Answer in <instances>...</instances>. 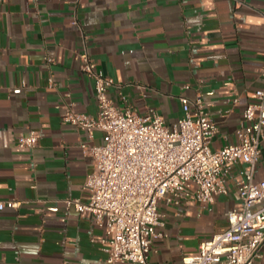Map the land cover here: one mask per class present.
Listing matches in <instances>:
<instances>
[{
    "label": "crops",
    "instance_id": "obj_1",
    "mask_svg": "<svg viewBox=\"0 0 264 264\" xmlns=\"http://www.w3.org/2000/svg\"><path fill=\"white\" fill-rule=\"evenodd\" d=\"M84 51L114 80L110 96L120 108L154 110L172 126L184 115L182 97H202L218 127L212 149L221 150L238 143L243 112L264 87V0H0V201L18 203L0 211V264L107 259L112 236L66 204L89 197L94 166L81 144L103 143L101 131L89 139L62 120L67 102L99 113L93 81L80 69ZM32 131L37 147L19 148ZM248 171L254 183L264 180V139L258 165H234L227 194L214 203L162 202L157 231L165 237L154 242L151 263L183 264L227 229ZM255 264H264V245Z\"/></svg>",
    "mask_w": 264,
    "mask_h": 264
},
{
    "label": "built area",
    "instance_id": "obj_2",
    "mask_svg": "<svg viewBox=\"0 0 264 264\" xmlns=\"http://www.w3.org/2000/svg\"><path fill=\"white\" fill-rule=\"evenodd\" d=\"M73 24L78 25L77 20ZM79 58L81 72L93 81L99 113L97 117L77 113L67 102L60 106L62 120L86 132L89 139L101 131L103 143L81 144L94 166L85 185L89 197L66 204L81 215L91 213L96 225L112 236L104 249L105 264H152V246L165 237L157 231L162 225V202L212 204L217 196L227 194L225 181L234 165L248 164L252 169L258 165L264 139V87L252 94L253 101L243 112L238 143L213 150L218 127L202 97H182L184 115L170 126L154 110L140 115L132 107H118L110 96L114 80L87 51ZM261 76L264 79V66ZM56 85L51 78L50 86ZM37 145L33 131L21 134L17 144L22 149ZM243 176L238 184L242 205L228 215V228L201 243L198 255L185 257L183 264L256 263L264 245V180L254 183L253 171ZM17 207L16 201H0V211Z\"/></svg>",
    "mask_w": 264,
    "mask_h": 264
}]
</instances>
